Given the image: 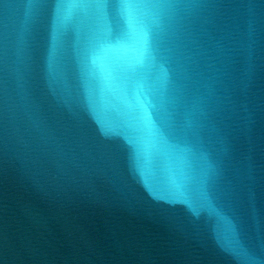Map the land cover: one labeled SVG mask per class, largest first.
Masks as SVG:
<instances>
[{"label":"water","instance_id":"95a60500","mask_svg":"<svg viewBox=\"0 0 264 264\" xmlns=\"http://www.w3.org/2000/svg\"><path fill=\"white\" fill-rule=\"evenodd\" d=\"M0 264H264V0H0Z\"/></svg>","mask_w":264,"mask_h":264}]
</instances>
